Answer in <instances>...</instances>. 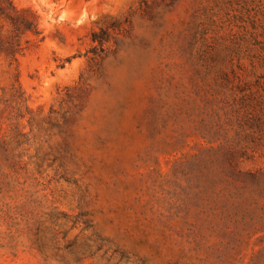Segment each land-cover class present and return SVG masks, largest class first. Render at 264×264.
Instances as JSON below:
<instances>
[{
  "label": "rangeland",
  "instance_id": "374dc122",
  "mask_svg": "<svg viewBox=\"0 0 264 264\" xmlns=\"http://www.w3.org/2000/svg\"><path fill=\"white\" fill-rule=\"evenodd\" d=\"M11 3L0 264H264V0Z\"/></svg>",
  "mask_w": 264,
  "mask_h": 264
},
{
  "label": "trees",
  "instance_id": "16d2710c",
  "mask_svg": "<svg viewBox=\"0 0 264 264\" xmlns=\"http://www.w3.org/2000/svg\"><path fill=\"white\" fill-rule=\"evenodd\" d=\"M1 4L4 6V5H7L8 7H13L12 3H11V0H1ZM92 35H94V33H92Z\"/></svg>",
  "mask_w": 264,
  "mask_h": 264
}]
</instances>
